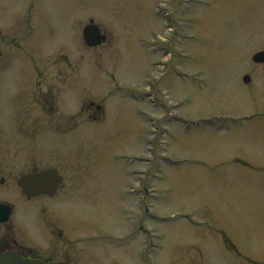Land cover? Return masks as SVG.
Segmentation results:
<instances>
[{"label":"rangeland","instance_id":"374dc122","mask_svg":"<svg viewBox=\"0 0 264 264\" xmlns=\"http://www.w3.org/2000/svg\"><path fill=\"white\" fill-rule=\"evenodd\" d=\"M0 51L5 97L27 67L78 70L59 133L0 120L16 166L78 181V264H264V0H0Z\"/></svg>","mask_w":264,"mask_h":264},{"label":"flooded vegetation","instance_id":"af4514ba","mask_svg":"<svg viewBox=\"0 0 264 264\" xmlns=\"http://www.w3.org/2000/svg\"><path fill=\"white\" fill-rule=\"evenodd\" d=\"M5 54L0 51V59ZM253 64L264 65V62L253 61ZM78 75L74 67H27L24 72H15L12 75L15 85L7 91L9 95L5 97L0 91V120L9 124L17 119L22 126L19 134L23 140L36 138L32 135L30 123L40 124L44 136L59 133L62 108L66 107L62 92L77 88ZM250 83L252 77L249 75L247 84ZM3 98H6L5 101ZM95 107L101 109L100 105ZM33 116L35 118H31ZM71 119L73 122V116ZM71 126L73 129L75 125ZM10 141V149L4 148V141L0 142V259L7 253H17L24 259L41 260L47 264H78L79 242L82 239H79L80 221L76 208L79 201L78 181L73 173L65 175L58 165L48 161L41 163L42 160L40 163L32 161L35 158L30 153L23 154L22 163L16 166L15 156L20 153L12 150L14 141H11L12 144ZM49 169L56 170L62 177L51 194L32 196L18 185L21 176ZM64 201L71 206H64ZM81 225L93 231L89 219L82 221Z\"/></svg>","mask_w":264,"mask_h":264},{"label":"water","instance_id":"95a60500","mask_svg":"<svg viewBox=\"0 0 264 264\" xmlns=\"http://www.w3.org/2000/svg\"><path fill=\"white\" fill-rule=\"evenodd\" d=\"M83 39L87 46L93 47L105 42L106 35L93 22L83 29ZM256 62L264 61V51L253 56ZM61 179L54 170L41 171L22 176L18 184L30 195L51 194ZM0 264H46L42 261L23 259L17 253H7L0 259Z\"/></svg>","mask_w":264,"mask_h":264}]
</instances>
